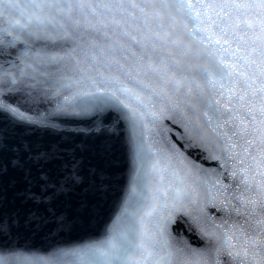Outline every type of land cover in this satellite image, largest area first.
Returning a JSON list of instances; mask_svg holds the SVG:
<instances>
[{"label": "snow or ice", "instance_id": "1", "mask_svg": "<svg viewBox=\"0 0 264 264\" xmlns=\"http://www.w3.org/2000/svg\"><path fill=\"white\" fill-rule=\"evenodd\" d=\"M0 22V52L19 53L0 69V264H264V0H0ZM49 93L56 112L99 116L88 132L109 113L113 132L127 120L134 169L101 238L41 254L21 241L84 224L113 179L86 163L91 145L30 114ZM168 119L183 149L156 146ZM188 149L236 181L211 227L207 171ZM85 183L93 199L74 203ZM180 217L204 247L174 234Z\"/></svg>", "mask_w": 264, "mask_h": 264}, {"label": "water", "instance_id": "2", "mask_svg": "<svg viewBox=\"0 0 264 264\" xmlns=\"http://www.w3.org/2000/svg\"><path fill=\"white\" fill-rule=\"evenodd\" d=\"M3 26V23L0 22V27ZM17 47L21 48L19 45ZM18 54L17 51H12L10 55L0 52V69L11 67L10 62L16 60ZM50 70L54 71V69ZM61 102L62 98H57L49 93L47 96L40 98L38 103L30 105L33 109L30 114L47 113L53 123L60 125L57 131L75 135L78 140H84L91 145L92 151L88 154L86 163L91 166L106 168L113 177L112 187L102 200L98 197L93 199L91 194L85 191L88 187L87 183L81 185L75 193L71 194L74 203L87 196L93 199V203L99 204L98 213L89 217L84 224L78 225L71 232L57 237H48L42 233L39 236L28 237L27 240L21 241V243L27 245H35L36 248L42 250L41 254H47L43 249L51 251L54 247L72 248L90 242L92 239L101 238L106 226L120 212V206L122 200L127 196L134 169L132 155L129 151L132 128L127 120H122L116 131L113 132L112 120L114 114L109 113L104 116V123L100 131L88 132L87 130L96 129L100 125L101 118L92 113L73 116L56 112V105ZM167 129H171V131H167ZM37 135H44V133L38 132ZM182 136H184L183 126L177 121L168 119L164 121L159 136L154 138L159 141L157 147H161L165 139H169L183 149L186 140H182ZM104 146H110V151H104ZM185 154L196 165L207 171V185L202 187L200 191L201 203L207 213L209 227H211L212 221L216 224L221 223L222 219H227V206L222 201L225 196L233 191L236 181L230 178L228 172L220 168L223 161L207 160L205 159L207 153L199 149H188ZM172 179L170 175L165 176L166 182ZM216 179H219L220 182L214 185ZM222 185L230 186L227 192L224 191ZM14 195V191L9 189L7 196L10 205L14 202ZM233 218H235L234 214ZM173 232L177 236L183 237L193 247H204L207 243L206 240L200 237L197 230L190 227L189 221L185 217H180L177 220ZM66 260L69 264H72L75 257L69 256L66 257Z\"/></svg>", "mask_w": 264, "mask_h": 264}]
</instances>
